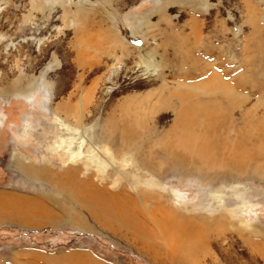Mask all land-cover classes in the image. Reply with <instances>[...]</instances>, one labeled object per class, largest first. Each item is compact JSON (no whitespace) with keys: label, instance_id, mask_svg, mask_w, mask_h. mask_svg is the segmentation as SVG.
Instances as JSON below:
<instances>
[{"label":"rangeland","instance_id":"374dc122","mask_svg":"<svg viewBox=\"0 0 264 264\" xmlns=\"http://www.w3.org/2000/svg\"><path fill=\"white\" fill-rule=\"evenodd\" d=\"M213 73L220 90L195 89L212 86ZM174 91L217 100L234 126L246 113L245 147L185 169L153 148L152 177L133 150L99 142L107 114L124 124L121 104L165 108ZM158 114L161 133L174 115ZM23 164L153 192L159 231L176 248L154 246V258L149 240L104 215L89 191L57 192ZM0 191L30 213L1 211L0 264H264V0H0Z\"/></svg>","mask_w":264,"mask_h":264},{"label":"bare ground","instance_id":"6f19581e","mask_svg":"<svg viewBox=\"0 0 264 264\" xmlns=\"http://www.w3.org/2000/svg\"><path fill=\"white\" fill-rule=\"evenodd\" d=\"M190 70H187L186 72L189 73L185 75L191 76L192 71ZM210 78L213 81L212 86L208 84L209 86L207 87V85L204 84L207 88L199 85V87L195 89L203 90L205 94L211 92L214 93L215 90H220L221 86L217 87L215 85L216 75L213 73ZM193 93L194 92L191 93L189 91L186 93L174 91L173 94L177 97V102L174 104H168L165 108H163L164 104L159 102L136 101V103L133 104L134 107L129 108L126 107L130 102L124 104L125 106L121 104L119 110L125 119L124 124L121 127H118L115 124V121H112L115 112L114 115L113 113L107 114L105 120V132L107 133H102L99 142L102 141L105 142V145L110 144L111 146H115L117 154L124 152L127 149L129 151L133 150L136 154L137 162L134 160L132 163H138L136 164L137 167L146 170V172L150 173V176L152 175V177L153 175L159 177L161 171L160 169H157L158 165L156 164L158 160L156 157L158 155L154 154L153 148L155 151L160 150L163 157L165 156L168 160H172L173 164L179 165L180 168H188L192 163H194L195 166L210 168V166H206L207 164L202 165L201 162L202 160L205 161V159H208V162L214 159L213 155L216 151H218L217 154L221 151L227 152L229 155H233L234 151H232V149L236 150L238 148L241 150L244 148L248 134L251 132L250 127L252 125V122L246 113L242 112V118L240 117V124L242 125L238 126L239 124H236L234 126L231 118L232 116L224 117L226 115L223 116L221 114L220 111L222 110L217 100L197 98V96ZM227 104L230 108L235 106L232 102ZM161 109H170L174 117L172 123L166 129H162V131H160L161 133H159L156 124L161 121L162 116L158 114ZM149 122L151 124H149ZM141 123L142 128L139 130L138 127L135 128L136 125ZM255 126L260 132L261 128L257 125ZM231 129L234 131V134H230ZM260 133H262V131ZM142 134H158L159 136H156V139L148 138L147 140L144 138L142 139ZM119 135L120 138H118ZM142 147H148V149L152 150L147 154H143ZM193 153L195 155H192ZM211 155L213 156L212 158ZM109 159L112 160V163L116 162L114 154H110ZM154 161H156V164ZM20 168L23 173L39 178L41 181H46L44 180L45 178L50 179V185L53 184V189L57 192L64 193L69 191L77 193V191H81L79 189H82V191H89L95 199V207H99V210L101 209L104 215L109 216V218L111 217L112 220L114 219L115 221H118L119 224L128 227V229L132 230L137 236L148 239L154 244H149V241L146 243V247L150 249L154 258L160 255V252L152 250L154 246L168 249V251L166 250L168 253L172 252L176 248L177 244H175L173 238H171L169 234L164 236V234L162 235L159 231L158 224L163 207L159 204V202H154L156 201V196L153 195V192H149L145 189H139L138 187L136 188V185L133 184L128 186V188H130V192H127L126 190L129 189H125V187L109 191L107 189L106 182L102 185H97L94 181H92L90 176L81 178L75 174L71 175L70 169H65L62 172L56 173L48 170H43L42 172L30 164H23ZM115 171L119 170L116 169ZM138 173H140V171ZM204 174L205 173L200 171L198 173L199 176ZM71 182H73V184L78 188L72 187ZM150 184H152L150 181L146 183V185ZM17 201L18 200L12 195L0 191V213H2L1 211H10L9 213L13 214L15 213L14 211H17L16 213L24 212L28 215L27 212L29 213V211L25 210L23 207V199H20L19 203H17ZM60 208L64 210L62 207ZM92 215L95 214L93 213ZM175 217H177V215L174 213L173 218ZM95 218L97 221L104 220L102 222L105 224V227L112 228L113 225H111V222L108 219V222L106 221L105 216H98V218L95 216ZM72 220L74 219L72 218ZM154 224L156 227L153 226ZM161 244L163 246H161Z\"/></svg>","mask_w":264,"mask_h":264}]
</instances>
